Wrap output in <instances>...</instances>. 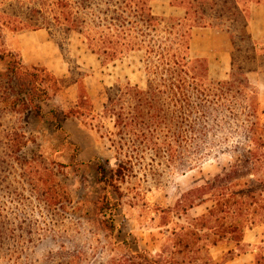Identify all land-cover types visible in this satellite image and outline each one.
Segmentation results:
<instances>
[{"label":"rangeland","instance_id":"rangeland-1","mask_svg":"<svg viewBox=\"0 0 264 264\" xmlns=\"http://www.w3.org/2000/svg\"><path fill=\"white\" fill-rule=\"evenodd\" d=\"M247 10L252 40L240 42L235 30L226 70L208 74L213 82L231 81L232 57L237 65L238 55L253 56L244 74L264 127V0H248ZM48 32L46 66L29 65V51L22 57L16 49L30 30L0 32V53L13 52L47 91L43 103L36 100L37 113L30 79L0 60V264H264V215L238 245L228 239L213 245L196 221L212 199L189 207L187 194L220 172L231 160L227 154L214 150L198 159L187 148L181 162L170 164L150 150L132 154L126 132L104 114L107 88L146 87L143 52L104 61L79 35ZM51 110L59 119L67 113L64 132ZM223 119L208 122L206 142L244 140L243 116ZM106 199L113 203L112 230L101 214Z\"/></svg>","mask_w":264,"mask_h":264},{"label":"trees","instance_id":"trees-1","mask_svg":"<svg viewBox=\"0 0 264 264\" xmlns=\"http://www.w3.org/2000/svg\"><path fill=\"white\" fill-rule=\"evenodd\" d=\"M180 1L186 7L183 18L154 15L150 0H0V32L7 28L77 34L90 53L104 61H113L125 52H143L146 87L107 88L103 112L126 132V148L132 154L150 150L155 156L166 155L169 164L181 162L187 148L198 159L214 150L227 154L231 160L221 171L187 195L189 207L212 199L211 208L196 221L213 237V245L226 239L238 245L245 230L264 215V127L257 119L256 93L244 74L249 70L243 67L254 57L240 54L237 65L232 57V80L213 82L206 60L190 54V41L193 27H215L226 31L232 44L235 30L240 42L249 43L248 0ZM0 60L8 72L30 79V103L40 113L47 91L40 87L37 76L22 71L11 51L0 53ZM51 113L56 129L64 132L67 113L60 111L61 119L58 112ZM241 115L244 140L206 142L209 121L224 122L223 118ZM128 164L133 165L130 160ZM111 204L106 199L101 210L109 230L114 228Z\"/></svg>","mask_w":264,"mask_h":264},{"label":"crops","instance_id":"crops-1","mask_svg":"<svg viewBox=\"0 0 264 264\" xmlns=\"http://www.w3.org/2000/svg\"><path fill=\"white\" fill-rule=\"evenodd\" d=\"M150 8L154 15L183 18L186 7L180 0H150ZM51 36L45 29L31 31V37L24 46L17 47L20 55L24 57L23 50H28L29 65L45 63V50L51 46ZM214 42V44H213ZM231 39L229 34L215 27H193L191 31L190 54L193 57L204 58L208 65V73H220L226 70L230 57ZM24 63V62H23ZM214 63L213 67L212 64ZM60 77L65 73H52Z\"/></svg>","mask_w":264,"mask_h":264}]
</instances>
